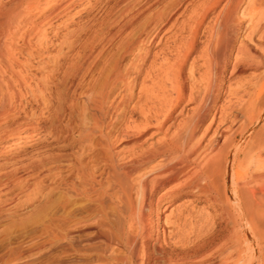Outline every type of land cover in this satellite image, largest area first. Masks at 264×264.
Here are the masks:
<instances>
[{"label": "bare ground", "instance_id": "bare-ground-1", "mask_svg": "<svg viewBox=\"0 0 264 264\" xmlns=\"http://www.w3.org/2000/svg\"><path fill=\"white\" fill-rule=\"evenodd\" d=\"M74 1L0 0V133L22 135L7 122L25 111L23 97L46 109L62 81L84 83L103 59L99 79L78 85L69 105L79 111L74 141L84 151L70 161L52 159L47 170L44 161L32 167L41 177L55 173L62 188L56 232L40 246L51 251L60 241L58 252L79 255L78 264H261L264 121L257 123L264 74L245 104L231 102L239 90L222 84L229 67L230 76L243 58H253L242 44L232 54L243 0H203L190 10L191 0H165L134 27L143 12L137 6L151 0H119L117 14L64 62L86 25L63 34L55 54L47 52V28L87 2ZM246 3L244 27L264 44V0ZM157 46L162 51L152 54ZM256 64L264 69L260 59ZM27 126L32 139L45 132L40 122ZM90 163L104 166V179ZM38 177L31 178L33 190ZM203 202L212 212L194 215ZM171 236L187 249L182 256L165 249Z\"/></svg>", "mask_w": 264, "mask_h": 264}, {"label": "rangeland", "instance_id": "rangeland-1", "mask_svg": "<svg viewBox=\"0 0 264 264\" xmlns=\"http://www.w3.org/2000/svg\"><path fill=\"white\" fill-rule=\"evenodd\" d=\"M78 1L79 0H75L73 3H77ZM154 1L155 0H151L146 5L139 4L137 6H140L139 12H143L139 19L132 25L133 27L140 22L139 20L147 16L152 8L154 9L159 4L165 2V0H159L160 2L153 3ZM202 1L203 0H191L188 9H193L194 4H197V2L201 3ZM247 1L248 0H243L238 8L237 17L239 19L238 21L241 22L239 23L240 26L235 36L232 54H234L236 47L242 44L249 48L253 58H243L237 71L230 76L229 67L222 81L223 86H231L239 90L238 96L230 99L231 102L236 104H245L250 99L256 98V94L259 92L260 88L258 86L260 85L258 84L260 83L259 78L264 74V69L257 67L256 64L257 59H260L262 63H264V44L260 41L258 35L250 36L249 29H245L244 27L246 22L240 17L241 11L247 7ZM118 2L119 0H87L85 4L72 8L65 15L56 16L52 21V25L47 28V35L52 39V46L48 48L47 52L51 54L57 53L59 49L57 42H59V38L62 37L63 34H73L86 25L87 29L82 31L80 35L79 40H81V43L79 42V45H73L70 55H68L64 61L67 62L73 54L80 49L83 42L90 40V38L92 39L93 36L98 33L97 30L100 22H105V20L107 21L111 16L113 17L117 14L119 9L117 5ZM135 15H137V13ZM213 16L212 14L209 18H213ZM183 34L182 36H185ZM206 37L207 33L201 35L197 47L202 48L205 45L207 42L206 39H208V37ZM114 44L116 45V43ZM114 44L108 50L106 57L114 52ZM162 48L161 46L154 47L152 54L161 52ZM88 54L89 53H85V55ZM85 55L84 57H87ZM37 61V58L33 59L35 64ZM102 62L103 59L97 62L95 66L96 69L94 68L91 77L84 83H82L83 79L81 81V79H72V77L66 79L65 82L62 81V85H59L57 90H55L56 92L58 91L57 93L52 91V94L50 93L47 95L48 99L46 103H49V107L46 108L47 110L42 107L40 100L31 101L30 97H23L21 100L22 103L25 104L27 102L25 104V111L7 122L13 127H18L17 130L21 131L22 135L16 137V135H5L4 133H0V138L5 135L0 139V264H78L77 259L80 258L79 255L73 254L74 257L72 253L69 255H62L58 252L59 249L57 246L61 243L60 241H55L57 244L54 243L51 251H47L45 247L40 246L50 235L56 232L55 226L58 225V219L62 213L60 206L62 188H60V180L54 178L55 173H51V175L49 174L47 177H41L39 170L34 169V171H32V167H37L36 165H39L41 163L40 161H44L43 163L45 165L41 170H47L52 165V159L57 158L70 161L73 157L80 155L84 151L80 144H76L74 141L77 133L75 129L77 128L74 126L73 121H75L74 118L77 121L79 111H77L78 109L72 110L69 105L74 99V93L79 92L78 85H81L82 88H87L99 79L98 75H100L101 69L103 68L101 65L103 64ZM56 76L60 78L59 76H61V73H57ZM61 79L62 78H56L57 81ZM37 80L39 79H35V81ZM137 91L138 88L135 92ZM225 98H227L226 95H222L218 100V105L222 104ZM135 101L136 99L133 103ZM187 107L188 106H186V108ZM263 121L264 114L261 116L260 122L257 123V127H259ZM39 122L43 126L45 132L33 136L34 138L32 139V136H29L30 131L27 129V124ZM70 129L74 131L71 132ZM117 143L119 144V141ZM91 160H93V158ZM92 164L93 163L89 164V169L91 168L93 173L104 179L106 176L104 166L93 164L96 166L95 168ZM38 175L39 177L35 181L36 189L33 190L30 187L31 178ZM85 204H87L85 199L79 200L76 205L79 208L78 215L82 213L81 207ZM202 207L204 208L201 209ZM67 210H72V207H68ZM199 211L202 213L212 212L204 202L197 204L193 212L194 215L198 214ZM175 237L176 236H171V238L168 239L170 243H168V245L165 244L164 247L166 246L165 249L168 252L170 251L173 256H182L187 252V249L185 251L182 245L177 243ZM190 249L189 251L192 253L193 248ZM254 261L253 264L256 263V260ZM261 264H264V261Z\"/></svg>", "mask_w": 264, "mask_h": 264}]
</instances>
